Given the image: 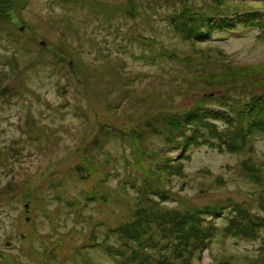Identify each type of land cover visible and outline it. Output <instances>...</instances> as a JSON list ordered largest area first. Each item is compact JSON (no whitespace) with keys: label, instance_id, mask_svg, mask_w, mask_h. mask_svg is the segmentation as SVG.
<instances>
[{"label":"rangeland","instance_id":"rangeland-1","mask_svg":"<svg viewBox=\"0 0 264 264\" xmlns=\"http://www.w3.org/2000/svg\"><path fill=\"white\" fill-rule=\"evenodd\" d=\"M130 1L137 3L135 20L126 16L124 11L125 7L131 10ZM188 1L197 9H208L211 3V0ZM18 2L19 11L11 12L17 28L31 35L36 40V46L48 42L45 46L48 50L54 49L61 41L70 43L73 46L71 49L79 55V65L84 66L82 69L77 67L87 82L79 89L75 85V73L68 66L70 59L65 63L59 61L54 66V56L50 54L40 57L44 61L43 66L26 70L24 65L29 66L30 57L27 53L22 54L20 33L18 36L0 37V73L7 69L5 61L12 60L11 52L19 50L18 61L23 65L19 68L26 71L19 77L28 86L24 96L0 102V151L9 153L10 158L2 164L0 161V190L11 181L20 182L30 178L25 189L31 193L37 187L40 198L52 199L45 206L49 214L44 210L36 211L40 235H53L52 240H55L59 234L68 233L69 246L66 249L69 251L77 248V244L83 245L94 235L100 241L104 234L103 228L105 231L107 227L116 226L127 217L118 202H113L112 206L92 203L84 210L85 216H80L79 211H71L66 204L76 200L84 204L85 193H90L94 186L81 184L74 171L75 165L82 161V148L89 145V142L86 144L84 141L93 125V121L81 114L77 107L86 109V113H92L94 109L93 114L98 116L107 99L106 93L111 91L110 95H114L117 100L125 87L127 75H130L128 78L133 88L142 95L154 92L159 97L172 93L173 85L179 90H188L189 95L181 94L182 97L178 98V111L192 107L195 99L202 96L212 94L217 97L223 94L220 91L212 93L202 84L191 83L196 75L207 72L200 57L193 66L153 61L152 57L159 56L163 47L181 57H193L197 53L215 57L222 50L231 63L227 69L228 81L247 77L249 73L264 72V38L259 36L264 26L246 28L239 25L241 27L236 32L214 33L212 40L193 48L179 38L170 21L169 15L182 7L181 0H29L27 5L25 0ZM230 3L234 6L243 5L245 9L254 8L264 17V0H233ZM137 107L136 101L128 99L119 104L118 114L123 118L125 111ZM121 117L114 119L120 126L126 121ZM215 122L221 130L224 129L223 120ZM205 128L212 134L209 127ZM32 129L40 135L39 140H35L36 135L31 134ZM209 136L212 140L192 151L191 159L186 161L188 176L186 179L176 178L172 183L174 192L198 206L221 200L250 202L258 193V187L239 171L242 161L250 155L245 152L225 153L220 146L226 144V140L213 134ZM129 143L125 145L120 140H107V150L119 158L120 175L109 180L114 190H119L123 180L130 179L126 175V157L133 159ZM254 146L256 150L252 158L264 160V136L260 135ZM50 174L52 180L48 179ZM53 180L56 185L50 188ZM129 192L134 195L133 188L129 187ZM56 197L63 198L64 202L57 201ZM26 205L17 200L0 202V250L11 259L18 256L24 258L27 264H34L21 250L22 236L17 225ZM225 215H229V210ZM48 217L54 218V224ZM216 223L223 230L229 220L222 217ZM25 225L26 230H29V225ZM55 230L56 234L53 233ZM260 243V240L255 242L220 235L201 258L194 260V264H219L224 260L232 261V264H247L246 258L257 255ZM36 244L40 243L36 241ZM87 255L97 264H115L99 249L90 250ZM71 257L61 264H83L77 260L75 263Z\"/></svg>","mask_w":264,"mask_h":264},{"label":"trees","instance_id":"trees-1","mask_svg":"<svg viewBox=\"0 0 264 264\" xmlns=\"http://www.w3.org/2000/svg\"><path fill=\"white\" fill-rule=\"evenodd\" d=\"M25 1L27 5L29 0ZM69 1L71 0H65ZM230 2L233 0H211L208 9H197L188 0H181L182 7L169 15L172 28L180 39L196 48L203 42L212 40L214 33H234L241 27L239 25L246 28L264 26V17L259 11L254 8L245 9L243 5L234 6ZM136 4V1H130L131 10L126 7L124 10L126 16L134 20ZM0 5V33L5 32L0 37L13 34L18 36L20 33L22 44L19 46L22 54L27 53L30 57L29 66L24 65L26 70L43 66L44 61L40 57L44 54L54 56V66L59 61L65 63L69 58L68 66L73 69L77 78L75 85L81 89L87 79L79 71L84 66L79 65V55L71 49L73 46L65 41L54 46V49L49 48L50 51L43 45L36 46V40L26 31L22 32L17 28L18 25L12 19L11 12L19 11L20 8L18 0H0ZM259 36L264 38V27ZM30 46L34 49H30ZM19 53V50L11 52L12 60L5 61L7 69L0 73V102L24 96L28 90L26 81L19 77L26 72L19 68L23 66L18 61ZM218 54L215 57L206 53L181 57L163 47L159 56L152 57L155 62L170 61L181 66H193L200 57L207 72L196 75L191 83L202 84L212 93H223L217 97L209 94L195 99L192 107L182 111H178L176 103L180 102L178 98L183 94L189 95L188 90H179L173 85L172 93L159 97L154 92L142 95L131 85V79L128 78L130 75H127L125 87L120 91L117 100L114 95H110L111 91L106 93L107 99L103 102L102 112L98 116L93 114L94 109L92 113H86V109L77 107L81 114L93 121V125L84 141L86 144L89 142V145L82 148V161L75 165L74 171L81 184L94 186L91 194L85 193L84 204L80 200L66 204L71 211H79V215L83 216L84 210L92 203L112 206L113 202H118L127 217L116 226L107 227L105 231L103 228L104 234L100 241L94 235L82 243L83 245L77 244V248L69 251L66 249L69 246L68 233L59 234L52 240L53 235H40L37 229L36 211L44 210L49 214L45 206L52 199L40 198L37 187L31 193L25 189L31 181L30 178L20 182L11 181L0 190V202L10 203L17 200L30 205V210L25 208L21 212L17 223L22 236L21 250L27 258L34 264H61L72 256L75 263L77 260L78 263L97 264L87 254L90 250L99 249L115 264H194V260L201 258L206 249L212 247L221 235L224 238L255 242L260 240L257 255L253 258L247 257L246 260L247 264H264V160L252 158L256 150L255 140L260 135L264 136V72L249 73L247 77L228 81L227 69L231 63L222 50ZM128 99L136 101L138 107L125 111L122 118L117 107ZM119 117L126 120L122 122V126L115 123L114 119ZM218 120H223V130L215 122ZM205 127H209L214 136L226 140V144L220 146L223 152H245L250 155L242 161L239 169L242 175L258 187V193L250 202L221 200L198 206L179 195L180 193L174 192L172 183L176 178L186 179L188 176L186 161L191 159L192 151L212 140L209 136L212 134ZM31 134H35V140H39L40 135L36 130L32 129ZM107 140H120L125 145L130 142L133 159L126 157V175L130 179L123 180L119 190L112 189L109 184L110 178L117 177L120 173L119 158L107 150ZM156 146L159 147L154 148ZM78 151L81 152L80 149ZM9 159V153L0 151L1 164ZM51 178L52 175H48V179ZM54 185L55 180L50 188ZM129 187L133 188L134 195L130 194ZM56 199L64 202L61 197ZM227 210L228 216L225 215ZM222 217L229 220L223 230L216 223ZM50 220L54 224V218ZM25 224L29 225V230H26ZM53 233L56 234L57 231ZM36 241L40 244L37 245ZM23 260L24 258L18 256L11 259L0 250V264H27ZM219 264H232V261L224 260Z\"/></svg>","mask_w":264,"mask_h":264},{"label":"water","instance_id":"water-1","mask_svg":"<svg viewBox=\"0 0 264 264\" xmlns=\"http://www.w3.org/2000/svg\"><path fill=\"white\" fill-rule=\"evenodd\" d=\"M41 45H43V46H46V43L45 42H43ZM29 208H30V205L28 204V205H26V209L27 210H29Z\"/></svg>","mask_w":264,"mask_h":264}]
</instances>
